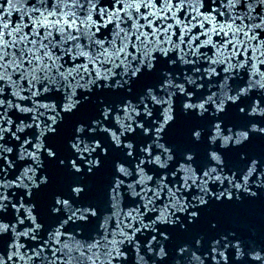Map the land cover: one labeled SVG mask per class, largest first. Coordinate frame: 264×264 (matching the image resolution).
Wrapping results in <instances>:
<instances>
[{
  "label": "snow or ice",
  "instance_id": "6c2138e0",
  "mask_svg": "<svg viewBox=\"0 0 264 264\" xmlns=\"http://www.w3.org/2000/svg\"><path fill=\"white\" fill-rule=\"evenodd\" d=\"M255 138L264 0H0V264H264Z\"/></svg>",
  "mask_w": 264,
  "mask_h": 264
},
{
  "label": "water",
  "instance_id": "95a60500",
  "mask_svg": "<svg viewBox=\"0 0 264 264\" xmlns=\"http://www.w3.org/2000/svg\"><path fill=\"white\" fill-rule=\"evenodd\" d=\"M179 109L177 107V114ZM206 122L190 120L183 121L178 120V125L174 126V139L178 142L187 143L188 137L190 135V131L194 127H202L205 126ZM230 123H239V121H230ZM209 132L205 131L204 139L201 144L198 146V150L203 154L207 149V137ZM107 137H104V140L107 141ZM261 146H264V140L261 138H255L253 145H246L245 147L254 153L258 154ZM229 159L235 162L236 157L234 153H229ZM258 175V174H257ZM257 176L252 178V183L254 185ZM69 181H66L64 178H60L57 183V187L64 188L66 190V185ZM253 190L254 187H253ZM219 219L220 225L224 230H233L238 226L240 228L241 236L247 239L251 235L250 230H255L256 232V240L258 243H264V201H252L250 202V206L243 211H239L232 216H223L216 217ZM207 221H204L200 225V230L205 231L207 229Z\"/></svg>",
  "mask_w": 264,
  "mask_h": 264
}]
</instances>
